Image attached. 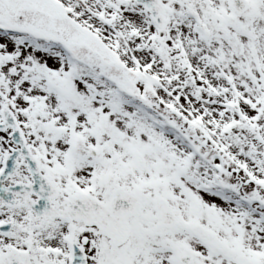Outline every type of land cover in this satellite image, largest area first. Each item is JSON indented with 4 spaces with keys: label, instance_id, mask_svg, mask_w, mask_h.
<instances>
[{
    "label": "snow or ice",
    "instance_id": "obj_1",
    "mask_svg": "<svg viewBox=\"0 0 264 264\" xmlns=\"http://www.w3.org/2000/svg\"><path fill=\"white\" fill-rule=\"evenodd\" d=\"M0 264H264V0H0Z\"/></svg>",
    "mask_w": 264,
    "mask_h": 264
}]
</instances>
